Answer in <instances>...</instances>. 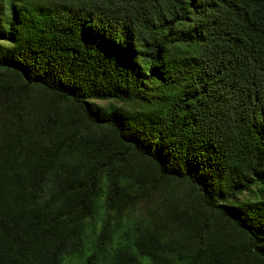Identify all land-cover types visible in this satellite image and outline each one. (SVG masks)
<instances>
[{"label": "trees", "instance_id": "1", "mask_svg": "<svg viewBox=\"0 0 264 264\" xmlns=\"http://www.w3.org/2000/svg\"><path fill=\"white\" fill-rule=\"evenodd\" d=\"M0 264H264V0H0Z\"/></svg>", "mask_w": 264, "mask_h": 264}]
</instances>
